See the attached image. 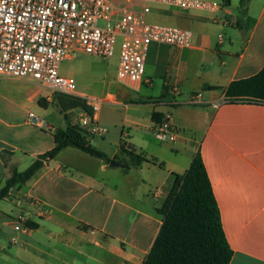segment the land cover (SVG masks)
<instances>
[{"label":"crops","instance_id":"obj_1","mask_svg":"<svg viewBox=\"0 0 264 264\" xmlns=\"http://www.w3.org/2000/svg\"><path fill=\"white\" fill-rule=\"evenodd\" d=\"M203 1L221 7L216 12L154 7L147 20L189 30L191 47L151 44L141 85L131 87L117 80L114 94L105 82L100 91L101 100L124 102V109L133 114L134 130L152 138V114L161 119L169 113L180 131L178 140L145 143L140 155L155 164L115 160L119 166L111 167L72 147L43 161L26 183L0 200L15 208L0 206L5 216L0 220V239L5 232L16 238V248L8 252L12 250L21 264H142L161 225L156 210L172 188V174H179L178 168L185 171L195 154L203 163L232 251L229 264H264V104L212 107L225 97L222 89L232 81L250 77L264 66V0H248L244 8L239 0ZM3 82L8 81H0V91H17ZM194 93L201 94L199 104H187ZM75 95L88 97L78 90ZM40 98L46 107L53 105L48 91L35 93L36 103ZM2 110L0 187L14 171L21 172L20 164L29 166L51 150L55 131L66 127L64 116L52 122L32 113L38 126L29 121L31 112L22 120L9 105ZM80 114L70 112L69 122L75 124ZM85 139L94 144L93 138ZM166 154L175 159L165 160ZM21 213L33 225L25 233L15 232L11 223Z\"/></svg>","mask_w":264,"mask_h":264},{"label":"built area","instance_id":"obj_2","mask_svg":"<svg viewBox=\"0 0 264 264\" xmlns=\"http://www.w3.org/2000/svg\"><path fill=\"white\" fill-rule=\"evenodd\" d=\"M154 7L216 12L221 5L203 0H0V78L30 80L51 95L76 96L74 79L59 74L60 63L80 54L111 58L116 40L121 39L117 80L131 87L139 86L151 44L183 49L192 45L189 30L149 23L147 15ZM221 24L225 26L227 22ZM80 98L90 113L81 112L75 125L85 138L102 137L107 130L98 124L96 112L106 99ZM200 98V93L191 94L187 104H199ZM233 103L256 104L224 97L212 107ZM28 119L33 125H41L32 113ZM179 132L169 113L152 128L159 143H175ZM127 138V134L121 135L123 148H128ZM11 223L15 232L29 230L25 214L13 217ZM16 242L15 237L10 239V243Z\"/></svg>","mask_w":264,"mask_h":264},{"label":"trees","instance_id":"obj_3","mask_svg":"<svg viewBox=\"0 0 264 264\" xmlns=\"http://www.w3.org/2000/svg\"><path fill=\"white\" fill-rule=\"evenodd\" d=\"M247 2L248 0H239V6L244 8ZM222 90L228 100L264 104V66L256 74L234 80ZM37 103L41 108H46L44 99L40 98ZM51 104L63 114L65 129L55 131L54 147L51 150L40 155L25 170L14 171L5 180L0 187V200L8 198L10 189L26 183L41 168L43 161L53 159L66 147L78 149L107 164L116 160H110L106 154L89 144L78 127L69 122L68 114L72 111L90 113L83 99L53 94ZM151 119L153 122L160 120L155 113ZM119 148H122L120 142ZM130 155L135 166L142 163L155 164V160H147L143 155ZM124 168L128 169V165L124 164ZM172 176V188L156 210L161 217V225L142 264H229L232 251L223 234L219 210L200 156L194 155L183 174ZM26 224L33 228L32 224Z\"/></svg>","mask_w":264,"mask_h":264},{"label":"rangeland","instance_id":"obj_4","mask_svg":"<svg viewBox=\"0 0 264 264\" xmlns=\"http://www.w3.org/2000/svg\"><path fill=\"white\" fill-rule=\"evenodd\" d=\"M149 23L163 24L169 26H176L169 22H159L148 20ZM121 39H117L114 45V53L111 58L101 59L88 55L80 54L74 59H65L60 63L59 74L65 77H72L76 84V90L83 92L89 98L100 100L102 96L100 91L102 85L105 82L109 86L110 93L114 94V88L119 84L116 77V67L118 62V48ZM147 71L145 72V75ZM2 84H9L17 87V91H0V116L2 117L4 111L2 107L9 105L16 113L19 111L22 114V120L25 119L29 112L33 113L39 119L42 118L45 121H56L57 119H63V114L59 112V109L55 105H48L46 108H41L37 105L34 97L35 93L45 95L47 90L38 86L35 82L30 80H13L5 77H1ZM160 84V82H157ZM145 89V88H143ZM98 116V124L107 130L106 134L102 137H93L94 148L100 152H105L108 156H116V161L120 163L132 162V156L134 151L137 155L143 152L145 143L150 141L158 145L150 133L145 131L134 130L132 121V113L124 109V102L117 99L115 102L111 100H105L96 112ZM73 115V114H72ZM74 117V116H72ZM122 134H127V144L130 149L119 148V142ZM99 148H102V151ZM155 147V146H153ZM134 150V151H132ZM165 157V160L175 159L173 156ZM181 156L176 157L180 159ZM168 162V161H167ZM28 166V163H22L18 166V170L22 171ZM183 168V167H182ZM179 174H182L183 169H176ZM165 171V170H163ZM165 173V172H164ZM7 203V204H6ZM1 205H7V209L10 207L15 208L9 202H0ZM7 210V211H8ZM6 212V211H4ZM15 212V211H14ZM9 213V212H8ZM4 214L0 213V220L4 219ZM1 223V222H0ZM3 226L0 224V230ZM7 231V230H6ZM10 233H4L0 239V264H21L17 258L14 257L13 251L8 252V249H15V244H9Z\"/></svg>","mask_w":264,"mask_h":264},{"label":"water","instance_id":"obj_5","mask_svg":"<svg viewBox=\"0 0 264 264\" xmlns=\"http://www.w3.org/2000/svg\"><path fill=\"white\" fill-rule=\"evenodd\" d=\"M109 165H110L111 167H116V166H119V164H117V163H115V162H113V161H112V162H110V163H109Z\"/></svg>","mask_w":264,"mask_h":264}]
</instances>
